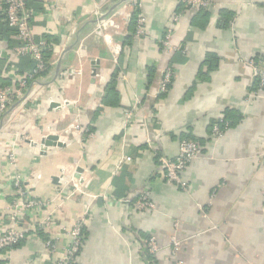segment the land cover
Wrapping results in <instances>:
<instances>
[{
  "label": "crops",
  "instance_id": "obj_1",
  "mask_svg": "<svg viewBox=\"0 0 264 264\" xmlns=\"http://www.w3.org/2000/svg\"><path fill=\"white\" fill-rule=\"evenodd\" d=\"M120 1L39 0L42 10L30 8L34 39L49 36L53 53L49 72L0 119V234L11 224L10 179L20 172L34 197L53 199L56 247L21 219L26 237L3 258L58 264L82 221L77 264H148L151 236L157 264H264V97H249L257 80L246 63L264 51V0H215L209 14L183 0H140V36L130 23L135 7ZM222 10L231 13L227 25ZM169 27L177 48L168 52ZM17 41L13 32L0 37V83L15 88L32 68L31 56L14 51ZM167 66L173 80L160 96ZM227 108L243 118L214 136L212 122ZM47 135L63 145L43 150ZM183 138L202 147L183 173L185 189L166 180L159 161L175 157ZM16 141L14 165L6 152ZM142 190L155 209L135 207ZM173 235L182 241L175 255Z\"/></svg>",
  "mask_w": 264,
  "mask_h": 264
},
{
  "label": "built area",
  "instance_id": "obj_2",
  "mask_svg": "<svg viewBox=\"0 0 264 264\" xmlns=\"http://www.w3.org/2000/svg\"><path fill=\"white\" fill-rule=\"evenodd\" d=\"M135 8L140 9V0H127ZM185 6L189 9H213L215 0H183ZM6 6L5 17L8 24L11 27L16 28L17 36L22 40V44L14 47V51L22 55H30L36 62V65L27 77L20 79L18 88L11 85H5L0 87V119L3 117L10 103L14 97L24 89L29 81L37 79L39 73L47 69V62L43 59L41 49L46 44L44 39L35 40L32 30V22L35 17V13L30 8H27L25 0H0V12ZM178 16L174 18L178 20ZM145 19L140 14L137 17L136 35L140 36L145 34L144 31ZM174 28L169 27L162 39V44L165 51H173L177 47L172 42V36ZM253 69V75L257 80V88L253 91L249 97H264V51L259 55L257 59H250L246 62ZM173 70L170 67H165L162 71V77L159 84V93H166L169 90V85L173 80ZM131 114V113H129ZM214 132L216 135H221V131L218 126H214ZM18 138V139H17ZM16 139L20 142V136ZM17 141L10 144L7 147V157L10 163H16V149L15 145ZM202 149L200 145L187 138H183L180 141L179 152L175 157L160 156V165L163 168L164 176L169 183L177 184L181 188H187V182L183 177V172L188 165L200 157ZM124 160H131L130 156H126ZM61 179V178H60ZM61 181V180H60ZM74 184V181H72ZM10 185L12 186L13 199L11 201L10 210V227L0 234V248L5 249V253L9 250L7 247L15 244L16 242L26 237L25 230L20 226L21 219H28L29 224L34 230L48 234L46 238L47 247L55 250L56 244L53 238H50V230L54 224V214L50 210L53 199L36 198L32 195L30 190L27 176L20 172H16L10 179ZM61 190H57V196L62 193ZM135 207L139 210H153L156 205L152 201L150 192L148 190H142L137 195L135 200ZM83 223L77 221L74 227L70 230L71 242L64 249L58 264H74L77 257L80 254L83 241ZM147 251L155 256L160 251V245L157 238L154 236L148 237L144 240ZM182 241L173 235L170 239V246L172 253L175 255L180 249ZM2 254V258L4 254ZM6 264H8L7 259ZM152 264H157L153 262Z\"/></svg>",
  "mask_w": 264,
  "mask_h": 264
},
{
  "label": "trees",
  "instance_id": "obj_3",
  "mask_svg": "<svg viewBox=\"0 0 264 264\" xmlns=\"http://www.w3.org/2000/svg\"><path fill=\"white\" fill-rule=\"evenodd\" d=\"M25 3H26V6H27V8H34L35 10H38V9H40V10H42L41 8H42V6H41V3H39V0H25ZM214 9V8H213ZM6 10V6H3V9H2V11L0 12V37H2V38H6V37H8V35L10 34V32L12 33H15V34H17V30H16V28H14V27H11L9 24H8V22H7V19H6V15H5V11ZM200 10V12H203V13H205V14H209V12L212 10V9H203V8H201V9H199ZM140 14V9L139 8H135L134 9V12H133V14H132V17H131V21H130V23H131V27L133 28V32L134 33H136V26H137V17H138V15ZM230 12H228V11H220V15L222 16V19H223V17H224V25H227L228 24V22H229V20H230ZM43 39L45 40V45L42 47V49H41V52H42V56H43V59L44 60H46V62H47V69L45 70V71H43V72H41V73H39V75L37 76V78H39V77H41L42 75H45V74H47L48 72H49V69H50V66H51V64H50V59H51V56H52V53H53V45H52V42L50 41V38H49V36H47V35H44L43 36ZM16 44L17 45H14L13 47H16V46H18V45H21L22 44V42L20 43V41H17L16 42ZM24 56H28V57H30V55H24ZM209 57V59H211V64L210 65H215V63H216V61L218 60V58H215V56H208ZM214 57V59H212ZM31 58V57H30ZM32 60V68H31V70L30 71H32L33 69H34V67H35V65H36V62H35V60L33 59V58H31ZM209 59H208V61H209ZM1 61V60H0ZM112 80V83H111V85H110V87H109V89H108V91H107V93H106V96L104 97V103H109L108 102V100H107V96H108V94H109V92H111V89H113V87H111V86H114L113 85V81H114V78H112L111 79ZM31 81H29V83H30ZM172 84V83H171ZM171 84L169 85V88L171 87ZM5 85H7V83H6V81H1V83H0V87H2V86H5ZM114 93H115V95L117 96L118 95V93H116V91H115V89H114ZM167 93V92H166ZM163 94H165V93H161L160 94V96L161 95H163ZM242 118H243V115H242V113H240L239 111H237V110H232V109H229V108H227V109H225L224 111H223V115H222V117H220V118H217V119H215V120H213V122H212V125H211V132L213 133V135L215 136L216 134H215V132H214V126H218V128H219V130L221 131V132H223L225 129H227V128H231V127H233V126H235L236 124H238L241 120H242ZM187 139H189V138H187ZM182 140V139H181ZM192 140V139H191ZM194 141V140H193ZM195 142H197V141H195ZM198 143V142H197ZM199 144V143H198ZM200 145V144H199ZM200 147H201V145H200ZM201 149H202V147H201ZM157 156H159V155H157ZM184 173V172H183ZM177 185V184H176ZM41 234H43L44 235V237L45 238H47V236H48V234H44V233H42V232H40ZM83 233H84V228H83ZM85 238V237H84ZM21 241V240H20ZM20 241H18V242H16L15 244H13V245H11V246H9V247H7L6 249H10V248H13V247H15L16 245H18L19 244V242ZM146 250V254H147V259H148V264H152L153 262H156L157 263V260H155V257L154 256H152L148 251H147V249H145ZM3 253H5V249L4 248H0V255L1 254H3ZM0 264H6V260L5 259H3V258H0ZM74 264H77V263H74Z\"/></svg>",
  "mask_w": 264,
  "mask_h": 264
},
{
  "label": "water",
  "instance_id": "obj_4",
  "mask_svg": "<svg viewBox=\"0 0 264 264\" xmlns=\"http://www.w3.org/2000/svg\"><path fill=\"white\" fill-rule=\"evenodd\" d=\"M127 0H121L118 4H120L121 2H124ZM107 15L105 14L103 17H101L99 20L104 19ZM93 71H95V68L93 69ZM56 105L55 102H53L52 106ZM49 145H63L60 141H59V137L57 135H47L46 137H44L42 139V147L43 150H45L46 147H48ZM56 182H58V177L55 178Z\"/></svg>",
  "mask_w": 264,
  "mask_h": 264
}]
</instances>
